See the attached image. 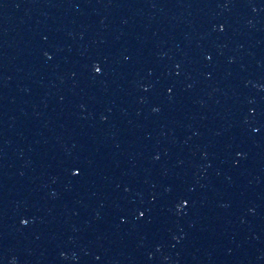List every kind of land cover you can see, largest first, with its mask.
Listing matches in <instances>:
<instances>
[{
    "label": "water",
    "instance_id": "obj_1",
    "mask_svg": "<svg viewBox=\"0 0 264 264\" xmlns=\"http://www.w3.org/2000/svg\"><path fill=\"white\" fill-rule=\"evenodd\" d=\"M0 264H264V0H0Z\"/></svg>",
    "mask_w": 264,
    "mask_h": 264
}]
</instances>
